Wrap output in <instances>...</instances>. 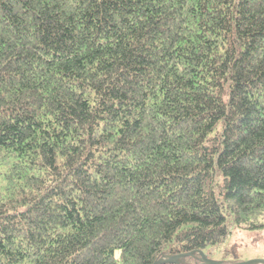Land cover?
I'll return each mask as SVG.
<instances>
[{
    "label": "trees",
    "instance_id": "obj_1",
    "mask_svg": "<svg viewBox=\"0 0 264 264\" xmlns=\"http://www.w3.org/2000/svg\"><path fill=\"white\" fill-rule=\"evenodd\" d=\"M231 227L264 229V0H0V264H238Z\"/></svg>",
    "mask_w": 264,
    "mask_h": 264
},
{
    "label": "rangeland",
    "instance_id": "obj_2",
    "mask_svg": "<svg viewBox=\"0 0 264 264\" xmlns=\"http://www.w3.org/2000/svg\"><path fill=\"white\" fill-rule=\"evenodd\" d=\"M214 257L226 261L238 260L240 263L264 260V229L249 231L231 227L230 234L216 249Z\"/></svg>",
    "mask_w": 264,
    "mask_h": 264
},
{
    "label": "water",
    "instance_id": "obj_3",
    "mask_svg": "<svg viewBox=\"0 0 264 264\" xmlns=\"http://www.w3.org/2000/svg\"><path fill=\"white\" fill-rule=\"evenodd\" d=\"M173 259H176V258H163L162 260H160L158 262V264L160 263H163L167 260H173ZM205 264H222V263H219V262H213V261H209V260H203ZM254 263H258V264H264V260H252V261H247V262H243V263H238V264H254Z\"/></svg>",
    "mask_w": 264,
    "mask_h": 264
},
{
    "label": "bare ground",
    "instance_id": "obj_4",
    "mask_svg": "<svg viewBox=\"0 0 264 264\" xmlns=\"http://www.w3.org/2000/svg\"><path fill=\"white\" fill-rule=\"evenodd\" d=\"M204 251V250H203ZM218 253H219V251H218ZM214 257V256H213Z\"/></svg>",
    "mask_w": 264,
    "mask_h": 264
}]
</instances>
